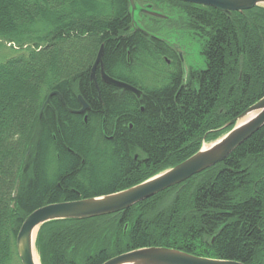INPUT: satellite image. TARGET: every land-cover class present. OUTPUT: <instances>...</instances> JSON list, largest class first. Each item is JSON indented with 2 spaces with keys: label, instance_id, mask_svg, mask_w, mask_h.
<instances>
[{
  "label": "trees",
  "instance_id": "16d2710c",
  "mask_svg": "<svg viewBox=\"0 0 264 264\" xmlns=\"http://www.w3.org/2000/svg\"><path fill=\"white\" fill-rule=\"evenodd\" d=\"M133 3L137 13L183 11V20L165 22L199 44L205 67L195 81L166 72L172 46L135 25L129 0H0V264H20L15 239L33 211L173 168L264 97L263 7L227 14L173 0ZM100 46L106 73L141 90L140 99L107 86L98 97L89 75ZM78 95L90 108L86 122L70 113ZM150 247L264 264V126L183 183L116 214L45 223L35 241L40 264H103Z\"/></svg>",
  "mask_w": 264,
  "mask_h": 264
},
{
  "label": "water",
  "instance_id": "95a60500",
  "mask_svg": "<svg viewBox=\"0 0 264 264\" xmlns=\"http://www.w3.org/2000/svg\"><path fill=\"white\" fill-rule=\"evenodd\" d=\"M176 2L210 7L223 13L243 12L256 7L264 8V0H173ZM131 16L134 15L135 5L129 0ZM152 16H158L150 13ZM173 48L178 51L182 59V51L177 45ZM103 46L100 47L97 57L91 69V81L97 64H100L102 81L109 85L129 93L140 96V92L134 87L109 78L103 71L101 65ZM185 75V67L183 66ZM57 92H52L42 108L49 104ZM81 107L78 111H70L73 114H83L88 105L81 96H77ZM229 125L232 128L223 136L210 143L202 145L199 151L191 157L167 169L144 182L137 184L122 192L90 198L74 202H64L46 205L29 214L23 221L16 239L15 250L20 264H34L33 257H36L35 241L39 228L48 222L59 220H87L106 215L116 214L125 211L134 205L141 203L155 195L183 183L194 175H197L221 162H223L235 149L254 133L264 126V97L248 107L240 116ZM227 125V126H229ZM204 146V147H203ZM17 189L13 192L16 197ZM40 264V263H39ZM103 264H242L234 261L215 260L195 257L182 252L167 249L150 247L127 252L113 257Z\"/></svg>",
  "mask_w": 264,
  "mask_h": 264
},
{
  "label": "flooded vegetation",
  "instance_id": "af4514ba",
  "mask_svg": "<svg viewBox=\"0 0 264 264\" xmlns=\"http://www.w3.org/2000/svg\"><path fill=\"white\" fill-rule=\"evenodd\" d=\"M148 4H145V6H148V8H150L152 5H151V2H147ZM150 3V4H149ZM142 11V12H141ZM150 13H155L157 14L158 16H152ZM139 14V18H140V21H141V25L144 27L145 30H149V31H153L152 30V27L149 26L148 22L147 24L145 22H143V20H147V19H150L151 17H154V18H159L161 19L160 21H163L164 23L168 22V21H172V19H167V15H162L158 12H153L149 9L147 10H140V12L138 13ZM147 18V19H146ZM166 21V22H165ZM161 24L163 23H158L159 27H163ZM168 25V24H167ZM164 28V27H163ZM187 33V32H186ZM156 34H158L156 32ZM158 37V36H157ZM163 38V37H162ZM173 49V54H174V57L173 59L171 58H166L164 57L163 59V64L168 68L166 72H168L169 74H174L175 76H179V78L181 79V81L183 83H187V82H190V81H195L198 77V74H200L201 72L204 71V61L202 62V66L200 65H193V64H187L185 63V60H183L184 62H182V59H180L179 55H178V51H176L174 48H173V45L174 44H170ZM178 46V45H177ZM199 54H200V51H199ZM103 56V55H102ZM182 58H183V52H182ZM101 65H102V68H103V71L104 73L109 76L106 71H105V68H104V64H103V60L101 59ZM131 66V64H128ZM183 66L185 67V75H184V72H183ZM100 64H97L95 70H94V74H93V81H91V72H90V75H89V81L94 85V88H95V91H96V94L98 95V97H100V88L101 86H107V87H112L114 89H117L118 92L120 93H123V92H126V93H129L127 91H124L122 89H119V88H116V87H113V86H109L107 84H105L103 81H102V77H101V72H100ZM138 73H134L133 76L136 77ZM122 75H125V74H122ZM141 76V74L139 75ZM151 76H155V77H159L161 76V73H156V72H153L151 74ZM118 80V79H116ZM119 82H122L121 80H118ZM122 83H125V82H122ZM127 84V83H125ZM129 85V84H127ZM129 86H132V85H129ZM133 87V86H132ZM136 90H138L140 92V96L137 97L136 95L132 94V93H129V94H132L134 95V97H136L137 99H140L143 92L139 89H137L136 87H134ZM78 101V100H77ZM84 101V100H83ZM85 102V101H84ZM81 107L79 105V108L77 110H72V111H78L80 110ZM89 106H88V109L85 110V112L83 114H80L83 118V120L86 122L87 120V112L89 111ZM71 113V112H70ZM73 114V113H72ZM77 115V114H76ZM100 127H101V131L103 132V135H104V138L105 139H111V136L109 135L110 132H108V130L106 129V124L104 121H102V123L100 124ZM132 126L129 125L128 126V129H130ZM137 157V156H135ZM138 158V157H137ZM135 158V159H137ZM129 189V188H128ZM127 190V189H126ZM124 191V190H123ZM119 192H122V191H119ZM114 193H118V192H114ZM114 193H111V194H114ZM106 195H109V194H106ZM102 196H105V195H102ZM96 197H100V196H96ZM96 197H92V198H96ZM87 199H90V198H87ZM80 200H85V199H80ZM80 200H76V201H80ZM71 202H74V201H71ZM61 203H64V202H61ZM56 204V203H55ZM130 209V208H129ZM185 254V253H184ZM193 256V255H191ZM197 257V256H195Z\"/></svg>",
  "mask_w": 264,
  "mask_h": 264
},
{
  "label": "rangeland",
  "instance_id": "374dc122",
  "mask_svg": "<svg viewBox=\"0 0 264 264\" xmlns=\"http://www.w3.org/2000/svg\"><path fill=\"white\" fill-rule=\"evenodd\" d=\"M157 8H158L157 9L158 13H160L162 15H167V19H172V21L176 20V22L178 20L184 19L183 11H181L178 7L170 9L166 5H157ZM132 18H133L135 25H138L139 27L144 29V27L141 25L139 14L137 12L134 14V16ZM143 22H145L147 24V22L145 20H143ZM176 22H173L170 25H167L166 23L163 22V24H161V25L164 28L159 27L158 24H154V23L150 24L149 23V26L152 27V29H153L151 34L158 36L161 39L166 40L169 44L178 45L180 47V51L183 52V60H185V63H187V64L191 63L193 65L202 66L203 59L199 54V51H200L199 44L195 41V39H193L191 34H188L187 31H185V30L181 29V27L175 25ZM156 32L158 34H156ZM8 54H9V51L1 50V55H3L4 58ZM209 144L210 143L203 144V145L208 146ZM97 164H98V162H97ZM102 168L105 169L104 166ZM106 168H109V167L106 166ZM45 180H46V182L49 183V181L47 179H45ZM99 181H102L101 178L99 179ZM35 250H36V248H35Z\"/></svg>",
  "mask_w": 264,
  "mask_h": 264
},
{
  "label": "bare ground",
  "instance_id": "6f19581e",
  "mask_svg": "<svg viewBox=\"0 0 264 264\" xmlns=\"http://www.w3.org/2000/svg\"><path fill=\"white\" fill-rule=\"evenodd\" d=\"M100 47H101V46H100ZM100 47H99V49H100ZM99 49H98V51H97V54H98V52H99ZM97 54H96V57H97ZM102 55H103V53H102ZM96 57H95V59H96ZM95 59H94V60H95ZM93 64H94V63H93ZM92 67H93V66H92ZM108 77L111 78V79H113V80H115V81H118V80H116V78H113V77H111V76H108ZM78 96H80V95H78ZM227 132H228V131H227ZM227 132H226V133H227ZM226 133H225V134H226ZM198 151H199V150H198ZM226 159H227V158H226ZM226 159H225V160H226ZM225 160H224V161H225ZM224 161H223V162H224ZM221 163H222V162H221ZM33 261H34V264H39L38 257H36L35 255H34V257H33Z\"/></svg>",
  "mask_w": 264,
  "mask_h": 264
}]
</instances>
